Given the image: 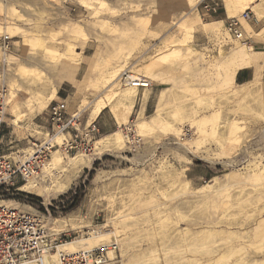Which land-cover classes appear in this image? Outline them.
<instances>
[{
	"label": "rangeland",
	"instance_id": "obj_1",
	"mask_svg": "<svg viewBox=\"0 0 264 264\" xmlns=\"http://www.w3.org/2000/svg\"><path fill=\"white\" fill-rule=\"evenodd\" d=\"M216 1L251 11L244 39L201 0H0L12 92L0 155L48 141L58 99L99 129L88 153L59 135L36 191L18 184L63 243L100 228L89 248L116 242L113 264H264V75L236 83L241 58L264 52V0Z\"/></svg>",
	"mask_w": 264,
	"mask_h": 264
},
{
	"label": "built area",
	"instance_id": "obj_2",
	"mask_svg": "<svg viewBox=\"0 0 264 264\" xmlns=\"http://www.w3.org/2000/svg\"><path fill=\"white\" fill-rule=\"evenodd\" d=\"M220 3L216 0H201L203 16L215 15ZM251 19V11L245 9L241 15L227 19L226 28L230 35L244 39L243 20ZM11 49V36L0 35V51L2 60L7 61ZM130 73L124 71V79ZM139 87H150L152 83L139 80ZM144 84V85H142ZM11 89L6 83L0 85V133L6 121V115L11 102ZM66 99L51 102L49 115L54 134L48 141L35 144L30 153L18 152L15 156L0 155V264H50L52 255L63 243L53 228L49 225V216L45 213L28 210L22 207L21 198L24 195L21 186L39 177L46 162L48 151L55 146V134L64 135L62 144L67 151L88 153L93 148L91 140L96 128L89 124L80 128L81 120L78 112L69 114ZM69 134V137L67 135ZM21 181L23 185H18ZM38 181V180H37ZM39 182V181H38ZM49 211V210H48ZM116 242H105L96 247L77 249L76 251H61L58 264H113L110 253L116 252Z\"/></svg>",
	"mask_w": 264,
	"mask_h": 264
},
{
	"label": "bare ground",
	"instance_id": "obj_3",
	"mask_svg": "<svg viewBox=\"0 0 264 264\" xmlns=\"http://www.w3.org/2000/svg\"><path fill=\"white\" fill-rule=\"evenodd\" d=\"M255 62L256 63H259L260 68H263L264 67V59L261 60V61H258V62L255 61ZM251 64H252V62H251ZM139 80L144 81V83H150V81L147 78L140 77V76H135L134 73H130L128 75V77L125 79V83L127 85H129L130 87L132 86L134 88H138L139 87L138 85H141V83L139 82ZM142 85H144V84H142ZM123 97L125 98V100H127L128 102H130L131 104H133L135 97H134V93L132 92V90H130V88H129L128 91L126 90L123 93ZM107 104H108V101L107 100H104V101H101L100 103H98V105L93 109V111L91 113L92 117H94L100 111V109L104 105H107ZM55 135H56V136H54L55 138H59V135L58 136H57V134H55ZM118 137H120V136H118ZM119 139L120 140H123V137H122V139L121 138H119ZM121 145H122V143H121ZM38 185L39 184L36 182V180L33 179L29 183L25 184L22 189L27 190V191H30V192H34V191H36ZM38 190L41 191L40 190V187H38ZM108 233L109 232H103L100 228H98V231L95 233V235L93 236V238H90V239L89 238H82V239H79V240L70 241V242L63 243V244L59 245L58 251L52 255V257L54 258V260L51 261L49 259L50 264H52L51 262H53L55 264H58V263H56V259L55 258L57 257V262H58V255H59V253L61 251L67 250V251H71L72 252V251H76L79 248H84V249L85 248H89V246H91V244H93V241L94 240H96V239L101 240L102 239V236H106L107 237L109 235ZM89 242H91L90 245H86V244H89Z\"/></svg>",
	"mask_w": 264,
	"mask_h": 264
},
{
	"label": "crops",
	"instance_id": "obj_4",
	"mask_svg": "<svg viewBox=\"0 0 264 264\" xmlns=\"http://www.w3.org/2000/svg\"><path fill=\"white\" fill-rule=\"evenodd\" d=\"M234 4L235 3H233L232 1H228V2L226 1V3H223L222 6H220L218 12L215 15H213L216 18L221 19L220 21H216V23L226 21L228 18L238 16L240 14V12L243 9H241L240 7H235ZM243 8L246 9L247 7L246 8L243 7ZM244 30H245V28H244ZM255 52H256L255 58L254 57L253 58L252 57L251 58H248V57L241 58L242 63H241V67L239 68V71L237 72V75H236V83H238L237 78H240L242 83L253 80L256 72L262 73V75H264V67L260 68L259 63L255 62V61L258 62V61H261L264 59V52L258 51V50H255ZM251 62H252V64H251ZM102 109H103V107L92 118H95L96 116L99 118H102V113L104 112V110L102 111Z\"/></svg>",
	"mask_w": 264,
	"mask_h": 264
},
{
	"label": "trees",
	"instance_id": "obj_5",
	"mask_svg": "<svg viewBox=\"0 0 264 264\" xmlns=\"http://www.w3.org/2000/svg\"><path fill=\"white\" fill-rule=\"evenodd\" d=\"M237 82L239 83V84H241L242 83V81L240 80V78H237ZM30 198V197H29ZM32 199V198H31Z\"/></svg>",
	"mask_w": 264,
	"mask_h": 264
}]
</instances>
